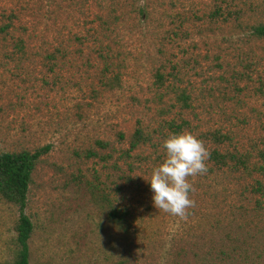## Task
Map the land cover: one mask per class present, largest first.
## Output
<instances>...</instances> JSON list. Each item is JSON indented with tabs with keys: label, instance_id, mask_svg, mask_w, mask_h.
Wrapping results in <instances>:
<instances>
[{
	"label": "rangeland",
	"instance_id": "1",
	"mask_svg": "<svg viewBox=\"0 0 264 264\" xmlns=\"http://www.w3.org/2000/svg\"><path fill=\"white\" fill-rule=\"evenodd\" d=\"M220 7L264 20V0H0V151L49 148L23 210L0 198V262L15 258L23 213L33 227L29 264H264V209L254 207L252 179L210 172L206 161V174L188 178L195 203L183 219L153 206L146 181L164 159L169 124L209 152L215 146L202 134L214 130L242 152L264 149V41L211 17ZM8 26L34 46L63 42L69 55L52 73L41 58L11 62ZM106 26L112 73L98 44L66 43ZM116 73L120 86L104 87ZM181 90L192 98L188 110L176 102ZM139 126L152 144L124 158ZM111 210L124 214L125 228L109 220ZM221 243L240 247L233 260H219Z\"/></svg>",
	"mask_w": 264,
	"mask_h": 264
},
{
	"label": "trees",
	"instance_id": "2",
	"mask_svg": "<svg viewBox=\"0 0 264 264\" xmlns=\"http://www.w3.org/2000/svg\"><path fill=\"white\" fill-rule=\"evenodd\" d=\"M213 18H220L222 21L233 19L235 26L241 32L246 33L249 39L256 41H264V20L250 21V16H245L241 11H234L231 14H225L220 7L212 14ZM250 18V19H249ZM106 23V22H105ZM114 31L106 26L104 30L90 34L79 36L77 34L68 37L66 43H77L84 45L85 41H91L97 45L98 59L104 64V71L113 72V59L115 54H112L110 40L113 39ZM114 40V39H113ZM112 40V41H113ZM56 41V40H55ZM53 42L49 45L34 46L33 36L26 32L19 36H14L9 31L8 26V50L4 52V57L14 63L31 62L37 58H41L44 63L49 65L48 71L52 73L56 65V61L64 59L69 55V49L63 42ZM48 62V63H47ZM221 66V65H220ZM118 69L119 66H116ZM155 82L157 86L163 87L165 76L162 73H156ZM104 87L115 89L120 86L119 73L111 78H106L103 82ZM191 96L181 90L176 93V102L183 110H188L191 107ZM173 132H180L181 126L169 124ZM123 138L122 134L118 135ZM203 139L210 141L215 147L210 151V157L207 163L211 165L210 172L214 169L222 173H229L237 179H252L249 194L258 197L254 201L255 209H264V149H261L252 154L251 152H242L233 145V137L230 133L221 130H214L203 133ZM152 136L147 134L141 126L137 127L131 136L129 142V150L122 155L124 158L129 157L131 151L136 150L142 145L152 144ZM96 145L100 148H107L108 143L97 141ZM49 150L48 147L36 150H15V151H0V198L6 203L14 204L20 207L21 210L26 205L29 186L32 181V174L35 170L40 158ZM242 209V208H241ZM109 220L118 227L125 228L124 214L111 210L108 214ZM17 225V251L14 260L10 262H0V264H29V247L28 241L32 232V223L30 218L21 213ZM240 247L221 246L219 248V260L232 258ZM228 250V251H226Z\"/></svg>",
	"mask_w": 264,
	"mask_h": 264
},
{
	"label": "clouds",
	"instance_id": "3",
	"mask_svg": "<svg viewBox=\"0 0 264 264\" xmlns=\"http://www.w3.org/2000/svg\"><path fill=\"white\" fill-rule=\"evenodd\" d=\"M164 159L151 170L148 180L153 206L167 214L186 218L194 207L189 177L207 172L210 152L204 142L188 132H172L162 142Z\"/></svg>",
	"mask_w": 264,
	"mask_h": 264
}]
</instances>
